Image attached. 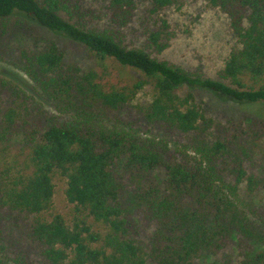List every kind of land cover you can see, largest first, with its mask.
<instances>
[{
  "label": "trees",
  "instance_id": "obj_1",
  "mask_svg": "<svg viewBox=\"0 0 264 264\" xmlns=\"http://www.w3.org/2000/svg\"><path fill=\"white\" fill-rule=\"evenodd\" d=\"M177 1L0 0L2 28L36 22L102 67L68 60L54 39L12 61L54 110L44 129H27L29 96L0 76V212L33 219L42 264H228L201 261L235 234L247 244L236 264H264L254 245H264V164L255 158L264 118L215 121L196 94L264 103V0H205L235 39L215 75L158 58L177 36L163 15ZM146 90L151 98L138 102ZM56 174L67 180L71 222L45 217Z\"/></svg>",
  "mask_w": 264,
  "mask_h": 264
},
{
  "label": "rangeland",
  "instance_id": "obj_2",
  "mask_svg": "<svg viewBox=\"0 0 264 264\" xmlns=\"http://www.w3.org/2000/svg\"><path fill=\"white\" fill-rule=\"evenodd\" d=\"M171 23L177 36L171 46L158 55L159 59L179 65L192 71H203L215 75L224 66L234 46L235 39L232 36L227 15L220 9L213 7L205 0H178L163 14ZM11 18L0 26V54L5 59L0 61V76L10 79L18 85L27 96L28 120L27 129H44L54 115L52 106L44 100L34 89L28 76L16 68L12 61L20 56L23 50L35 52L44 49L51 39L58 42L66 54L68 60L77 62L83 66H93L97 70L102 67L95 66L92 56L84 46L61 36H57L36 22L18 21ZM138 23H135L137 28ZM110 65L108 78L110 82L119 81L118 69ZM113 67V69L111 68ZM128 77V75H127ZM127 77H122L127 80ZM197 96L202 98L207 106V117L215 121L225 122L229 117L250 114L264 118V103L237 102L210 90H198ZM149 91H143L138 102L150 99ZM258 168L264 164V141L255 153ZM161 177V175H160ZM55 193L53 207L45 214L50 218L52 213L62 214L68 222L74 215V205L67 200V180L59 174L54 176ZM254 203H259L262 194L253 195ZM33 219H19L16 216L0 212V264H42L35 255L36 244L31 235ZM144 234H150L152 226L145 224ZM98 229V227H95ZM254 244V243H253ZM247 245L241 240V236L235 234L229 240L226 247L217 254L209 255L201 263H209L214 260L236 264L239 259L240 248ZM257 248L264 249V245L254 244ZM22 251L23 256L16 260V252Z\"/></svg>",
  "mask_w": 264,
  "mask_h": 264
}]
</instances>
